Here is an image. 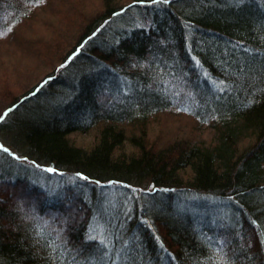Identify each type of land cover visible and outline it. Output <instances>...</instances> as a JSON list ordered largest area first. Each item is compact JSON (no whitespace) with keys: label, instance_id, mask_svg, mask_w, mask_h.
Listing matches in <instances>:
<instances>
[{"label":"trees","instance_id":"1","mask_svg":"<svg viewBox=\"0 0 264 264\" xmlns=\"http://www.w3.org/2000/svg\"><path fill=\"white\" fill-rule=\"evenodd\" d=\"M127 1L102 0L54 74L0 111V135L13 128L26 154L0 137V264H264V0ZM21 4L0 0V39ZM70 72V100L42 106ZM167 108L207 125L210 142L157 151L140 127L120 129ZM96 124L92 147L69 139ZM27 164L44 183L68 168L121 191L51 194Z\"/></svg>","mask_w":264,"mask_h":264},{"label":"rangeland","instance_id":"2","mask_svg":"<svg viewBox=\"0 0 264 264\" xmlns=\"http://www.w3.org/2000/svg\"><path fill=\"white\" fill-rule=\"evenodd\" d=\"M15 1L17 5L22 2L20 10L24 17L19 20L18 24L16 23L14 30L11 31L13 33L10 36L3 38V40L0 39V111L7 107L12 99H16L31 90L45 76L54 74V68L61 63L69 50L80 41L82 35L80 31L82 29L86 30L93 21L97 20L99 11L102 8V0H46L47 2L41 7L34 8L22 0ZM44 1L39 0L38 3L41 4ZM130 1L125 2L124 5L130 3ZM15 7L19 8V6ZM8 15L6 14L5 16ZM140 67L141 65H137L136 68L139 69ZM131 69V67L122 66L116 70L120 72V70L131 71ZM71 76V72L66 75V84L59 85L56 88L55 94L49 93L46 95L41 105L54 108L57 106V101L60 98L62 102L67 99L70 100L74 95L72 93L74 84L67 87V85H70ZM32 108H35L33 113L37 114L38 109L36 108L38 107ZM174 111L171 108H167L166 111L159 110L156 113L147 114L141 125L122 122L120 123V129L129 138V136L138 133L140 127L141 133L143 131L145 134L144 136L142 133L145 142L151 144L157 151L168 147L172 141L179 142L181 139L192 138L197 142H210L212 135L207 125H198L197 120L193 117ZM45 115L48 116L47 113ZM90 121L89 117L77 120L76 122L78 125H84ZM97 127L98 125L93 127V129L88 127L89 132L72 131V133L68 134L69 139L71 141L73 140L79 146L89 148L96 136ZM6 132L8 133L7 135L5 133L0 135L4 144L8 145L18 154L26 155L22 151V147H18L17 143L11 137L14 132L13 128H9ZM128 145H130L129 142L125 141L122 150L130 152L131 149ZM25 163L31 165L29 161ZM29 165L27 174H34L38 181L41 180L39 170L35 166L32 167ZM61 169L67 171H65L63 181L57 182L53 180L51 184L39 181L41 185H46V191L51 194L57 193L61 188L68 186L78 190H90L92 195L99 194L103 198L115 199L118 192L121 191L116 184H109V186L102 188L91 180L87 181L86 179L79 178L76 173L69 172L70 170L68 168ZM62 174L58 177H63ZM126 192L128 194L125 193L126 195H122L126 205L130 202L138 201L139 197L133 190L126 189ZM90 199L93 200L92 198ZM158 199L160 201L162 197ZM16 211L20 213L19 210Z\"/></svg>","mask_w":264,"mask_h":264},{"label":"snow or ice","instance_id":"3","mask_svg":"<svg viewBox=\"0 0 264 264\" xmlns=\"http://www.w3.org/2000/svg\"><path fill=\"white\" fill-rule=\"evenodd\" d=\"M153 3H164V4H168L170 2V0H152ZM47 171H53L52 169H48ZM82 179H85L82 177Z\"/></svg>","mask_w":264,"mask_h":264}]
</instances>
